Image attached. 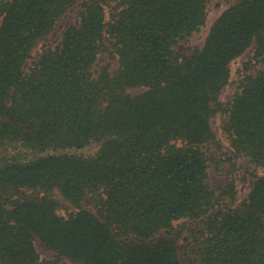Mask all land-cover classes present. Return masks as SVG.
I'll use <instances>...</instances> for the list:
<instances>
[{
	"label": "trees",
	"instance_id": "16d2710c",
	"mask_svg": "<svg viewBox=\"0 0 264 264\" xmlns=\"http://www.w3.org/2000/svg\"><path fill=\"white\" fill-rule=\"evenodd\" d=\"M222 1L188 54L179 45L206 26L211 0H0V264H181L184 219L194 264H264V175L242 201L233 175L238 158L264 169V73H249L264 60V0ZM74 7L76 22L33 59ZM226 162L213 186L211 165ZM162 231L173 239L157 241Z\"/></svg>",
	"mask_w": 264,
	"mask_h": 264
},
{
	"label": "rangeland",
	"instance_id": "374dc122",
	"mask_svg": "<svg viewBox=\"0 0 264 264\" xmlns=\"http://www.w3.org/2000/svg\"><path fill=\"white\" fill-rule=\"evenodd\" d=\"M228 5H226L222 0H211L209 3V12L206 26L199 32L194 34L187 42L181 43L179 49L185 51L188 54L193 53L195 50L202 48L205 38L209 32V29L213 22L220 16V14L226 10ZM77 20V8L74 7L71 10L67 11L57 22L52 33L47 37V40L39 43L35 49L32 51V58L37 59L44 47L52 48L60 40L62 33L69 26L73 25ZM252 51L245 52L242 56L234 59L229 68H230V79L229 83L222 89L220 94V100L223 102L228 101L236 91L239 82L241 80V73L239 72L242 68V63L248 62L252 59ZM100 60L97 62L98 66L105 65L110 63V71L113 72L117 68V64L109 60L107 54L101 55ZM30 65L28 61L25 65L26 68ZM97 67V66H96ZM261 71L264 73V60H261L259 63L251 67L250 72ZM141 90L133 89L130 90L131 94H139ZM221 118H217L212 123L213 131L215 132L216 138L219 140L220 144L223 147V151H228V142L222 136L220 130ZM93 149L85 150V153L92 152ZM210 157L216 159L219 158V153L213 147L209 151ZM231 163H218L217 165L212 164L209 169V179L213 186H223L230 176V170L232 169ZM234 180L236 189L238 191V200L242 201L248 197L250 191V184L253 182L254 175H264V169L255 168L253 164L250 163L247 158H238L236 159V166L234 170ZM84 206L88 209H92V206L89 203V200L84 201ZM68 205H65L61 210L60 214L65 216L67 214ZM174 225L180 228L181 234L179 237L175 238V243L177 247V253L181 264H194V259L191 255L192 245H188L187 241L191 242V233L190 231L194 228V223L190 220H179L174 223ZM157 241H164L166 239H173L172 236L167 235L164 231L160 232L156 238ZM123 245H128L124 240H120ZM35 247L41 258L57 261L56 254L48 250L39 240H35ZM63 264H81V262L72 260L69 258H62Z\"/></svg>",
	"mask_w": 264,
	"mask_h": 264
}]
</instances>
